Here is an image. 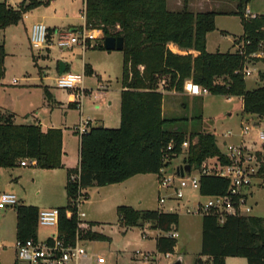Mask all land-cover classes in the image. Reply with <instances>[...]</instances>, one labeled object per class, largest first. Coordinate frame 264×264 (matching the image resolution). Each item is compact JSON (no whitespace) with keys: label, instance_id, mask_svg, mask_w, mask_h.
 Here are the masks:
<instances>
[{"label":"trees","instance_id":"16d2710c","mask_svg":"<svg viewBox=\"0 0 264 264\" xmlns=\"http://www.w3.org/2000/svg\"><path fill=\"white\" fill-rule=\"evenodd\" d=\"M51 1L24 0L18 7L0 3V30L19 24L27 13ZM229 1L236 3L231 12L215 9L195 14L187 8L170 11L167 0H85L87 28L102 31L104 39L125 40L121 125L117 129L92 127L81 137L79 183L69 182L74 173L69 172L68 205L60 208L59 231L67 241L75 240L78 232L82 239L103 238L92 230L93 224L78 217L73 202L80 190L123 183L138 175H157L170 143L174 145L170 153L179 156L182 143L191 142L186 163L192 167L199 168L207 159L221 157L215 133H189L178 126L184 119L164 117L163 91L182 93L185 82L192 80L211 95L242 97L243 116L255 120L256 125L264 122V75L258 88L247 90L244 56L239 52L207 51V35L216 30V18L220 15L240 17L244 33L235 39L234 46L241 45L247 54L256 52L264 42V15L246 17L251 0ZM171 44L186 54L172 52ZM98 48L105 51L102 41ZM6 57L5 46L0 44V83L6 74ZM46 97L50 99L48 92ZM259 155L260 176L264 177V153ZM63 157L62 130L44 132L39 125H17L10 117L0 118V169H15L25 159L33 161L38 169H62ZM228 187L226 179L205 176L200 193L203 197L224 195ZM67 211L72 212L71 217H67ZM117 213L126 228L150 224L161 231L156 240L160 254L175 252L178 240L167 234L178 227V214L137 211L127 206L119 207ZM38 214L34 207L17 208V240H36ZM201 256L211 264H226L227 258L264 264V217L229 216L221 224L217 216H204ZM206 263L202 259L196 261Z\"/></svg>","mask_w":264,"mask_h":264},{"label":"rangeland","instance_id":"374dc122","mask_svg":"<svg viewBox=\"0 0 264 264\" xmlns=\"http://www.w3.org/2000/svg\"><path fill=\"white\" fill-rule=\"evenodd\" d=\"M24 0H0L9 5H20ZM56 11L53 7L42 6L28 13V17L19 24L8 28L3 34L7 57L5 59L6 74L2 82L5 91L2 98L16 109L25 110L30 104L36 111L35 117L40 120H52L53 124L65 123V111L69 108L70 91L59 89L57 78L59 76L60 62L70 66L69 73L82 75L84 63H88V75L85 85L93 91V97L85 98V119L93 118L104 110V104L112 101L115 107L120 101L121 83L123 74V53L88 49L83 53L78 46L73 50L64 49L63 52L57 47L59 35L53 32V41L47 43L48 48L37 50L30 44L31 28L44 14L56 15L55 20L44 21L48 27L50 36L51 29L58 32L68 33L72 26L83 25L81 10L83 0H58ZM249 8L253 15H264V0H251ZM194 12L211 11L219 9L222 11H233L235 2L229 0H209L207 2L195 1V7L188 6ZM192 8V9H191ZM183 9V6H182ZM181 9V11H182ZM191 11V12H192ZM244 33L240 17L232 14L220 15L216 18V30L207 37V51L209 53L235 52L237 46L234 41ZM50 40V39H49ZM51 41V40H50ZM94 42L93 44H95ZM260 74L254 73L246 78L247 90H253L261 85L260 79L264 75V66L258 65ZM93 69L95 75H90ZM17 81L15 84L14 82ZM101 87H105L106 96L101 100H95L94 95ZM46 92L51 96L48 100ZM166 98L165 117L168 119H184L178 126L191 132L215 133L219 139V145L223 148L222 134L229 130L239 133L242 123L250 122L252 132L245 137L246 143L252 147L260 132H264V122L255 125V120L242 114V101L238 98L228 101L225 96H214L208 94L205 97L192 99L185 93ZM9 115H5V118ZM29 123H23L22 119L15 120L16 124H34L33 116L29 117ZM32 119V120H31ZM78 120V112L69 111V123ZM112 129L119 128L111 125ZM221 140V141H220ZM232 141L236 142L235 139ZM261 143L253 148L260 149ZM79 144L74 140L67 142V150L70 158L74 161L78 158ZM264 151V146L261 148ZM27 168L18 167L7 173H17L19 184L15 190L17 198L22 194H28L27 202L34 203L40 210L65 208L68 205L66 193L67 175L61 170L53 172L42 170L31 165L30 160ZM181 159L177 160L178 163ZM34 164V162H32ZM113 196L106 195V190L96 187L90 190L89 197L80 205V213H84L85 222L93 224L92 230L103 236L100 240L84 239L83 246L86 248L88 257L92 258V264L97 263V257L103 256L106 264H143L141 256L137 252L150 254L153 264H175L178 260L182 264H196L198 259L208 262L207 257L201 256L202 249V218L201 215H189L185 208L191 207L201 199L197 191L187 190L185 198L180 205L173 201L167 202L163 207L159 204L160 193L157 175L149 174L137 176L134 179L116 186ZM29 200V201H28ZM141 202V203H140ZM253 205L252 216L264 217V181L259 182L253 189L251 199ZM130 204L133 208L144 210L177 209L180 216L177 227L179 237L174 253L170 257L160 254L156 249L158 231L153 228H126L120 223L117 207ZM14 209H0V264H16L17 255L13 248L15 239V220L1 221L5 211ZM54 233L53 228H38V238L45 240ZM6 248H4V246ZM226 264H248L244 258H227Z\"/></svg>","mask_w":264,"mask_h":264},{"label":"built area","instance_id":"2783aa9c","mask_svg":"<svg viewBox=\"0 0 264 264\" xmlns=\"http://www.w3.org/2000/svg\"><path fill=\"white\" fill-rule=\"evenodd\" d=\"M246 17L255 18L249 9L245 12ZM85 19V12H84ZM48 27L43 22L34 24L30 32V44L33 48L43 49L48 43ZM104 41V36L100 30H89L86 25L76 32H68L59 34L57 47L63 51L64 49L72 50L74 46H78L82 53H86L88 49L93 47L92 43ZM240 55L245 58V68L243 75L246 78L251 77L254 73L260 74L261 69L258 65L264 66V42L260 44L256 52L247 54L241 45H237V50ZM15 84L17 81L14 82ZM57 86L59 89L70 91L77 107H81V103L89 96L84 88V75H75L64 73L58 76ZM165 81H162L161 87L164 88ZM184 91L191 97H205L209 94L207 89H204L199 84L192 80H187L184 85ZM100 98V96H97ZM228 101H232V96H226ZM243 103V98L239 97ZM253 126H256L253 125ZM93 127L90 119L81 117L79 124L76 127V132L80 137L88 133ZM252 132L251 123L243 122L239 133L232 130L222 134L221 157L207 159L205 163L199 167H191L190 172H185V167L188 165V150L191 142L186 140L180 146L181 154L174 156L170 152L174 149L173 143H170L165 153L162 156V167L157 174L158 186L160 193L159 204L163 207L167 202L173 201L178 205L185 198L187 190L197 191L201 199L191 207H186L185 211L189 215H213L217 216L221 224H224L226 218L232 217H250L253 212L251 199L253 197V189L259 183L264 181V177L260 176L262 161L260 153L264 146V132H260L256 141L249 146L245 137ZM238 138V142H233L232 139ZM261 143L260 149L253 147ZM192 144H195L193 141ZM181 159V163L177 160ZM21 166H28L26 161L21 162ZM181 173H184L182 176ZM205 176H214L226 179L229 181V187L224 195L203 197L200 193L201 179ZM79 173L70 175L69 182L71 184L79 183ZM85 201L83 191H79L77 199L73 205L77 209L78 217L84 222V213H80V205ZM18 198L13 193L0 194V209L17 207ZM164 213L178 214L177 209L171 208L167 211L160 210ZM72 212L67 211V217H71ZM61 212L60 209H43L38 214V227L53 228L54 233L45 240H17L15 250L17 255L16 264H92V258L88 257L86 248L83 246L84 239L81 238L79 232L75 240L67 241L61 236L59 231ZM84 227V225H81ZM167 236L177 239L179 233L177 227L174 226L172 231ZM141 256L143 264H153V259L150 254L137 252ZM170 257V254H165ZM98 264H106L107 261L103 256L97 257Z\"/></svg>","mask_w":264,"mask_h":264},{"label":"crops","instance_id":"0c3cea01","mask_svg":"<svg viewBox=\"0 0 264 264\" xmlns=\"http://www.w3.org/2000/svg\"><path fill=\"white\" fill-rule=\"evenodd\" d=\"M195 1H198V0H167V7H168V9L170 11H174V12L181 11L182 6H183V9L187 8L188 10H190V8L188 6L195 7ZM199 1L207 2L209 0H199ZM57 2H58V0H52L48 5H44V6L53 7L54 11H56V7H57V4H58ZM249 5H251V4H249ZM249 5H248L247 9L252 11L249 8ZM13 7H18V5H15ZM210 10H214V9H210ZM190 11H192V10H190ZM205 11H207V10H205ZM205 11H199V12H194V13L197 14V13H201V12H205ZM84 12H85V0H83V9L81 10L82 19H83L84 23H83V25H80V26H72V29H70V32L74 33L77 30H79L80 28H82L84 25H86V19H84ZM229 12H231V11H229ZM27 17H28V13L23 17V20L25 18H27ZM56 17L57 16L55 14L52 15V16L44 14L42 16V18H41V22L44 23V21H46V20H55ZM11 27H13V26H11ZM8 28H10V27H8ZM8 28H6L4 30H0V44H3L4 46H5V42L2 40L3 39V34L5 33V31ZM48 31H49V29H48ZM53 32L57 36L59 34L63 33V32H58L57 29H55V30L51 29L50 36H48V41L49 42L53 41L52 40L53 39ZM208 35H207V37H208ZM29 41H30V39H29ZM99 44H101V41H97L95 44L92 43L93 47H91L90 49H92V50H100L98 48ZM43 49H48L49 50L50 47L48 48V46L46 45ZM43 49H40V50H43ZM170 49H171L172 52L177 53V54H182V55L186 54V52L180 50L174 44L170 45ZM100 51H102V50H100ZM61 52H63V51H61ZM109 53H111V52H109ZM84 55H85V53L83 54V57H84ZM194 55H196V53ZM62 63L64 65V68L66 69V72L69 73L70 66L67 63H65V62H62ZM123 64H124V56H123ZM87 68H88V63L85 62L84 63L83 73H82V75H84V88L86 89V91L89 94L88 98H91V97H93V91L91 89L87 88L86 85H85L86 75H88V69ZM60 69H61V62H60V65H59V70H58L59 71V75H61L60 74ZM89 74L90 75H95L93 69L90 70ZM2 82L0 83V118L4 119L5 115H9V117L12 119V121L16 124L15 120H17L18 118L22 119L23 123H29L28 122V121H30L29 117L33 116L35 123L34 124H29V125H39L44 132H47L50 129H60V130H62V132H63V152H64L63 164H64V167L62 169H55V170H49V171H53V172L56 173L59 170H61L63 173H66L67 178H68L69 172L76 173L77 171H79L80 160H81V158H80L81 137L76 132V127L78 125V120L75 121V122L69 123L71 125H68L67 120L69 118V111L78 112L79 120L81 119V117H84L85 99L81 103V107H77V105L73 102L74 99H73V97L71 95L70 99H69V108L67 109L68 111H65V123L66 124H64V122H62V124H60V125H55V124H53L52 120H49V119L40 120L38 117H35L36 111L33 110V106L31 104L29 106H27V108L25 110H22L20 108L16 109L14 106H12L8 102H6L2 98V94L5 93V91L2 89ZM121 87H122V83H121ZM105 91H106L105 87H101L100 86V88L96 91V95H94L95 100H101L104 96H106V92ZM122 91H123V87L121 89V93H122ZM121 93H120V101H119V103L117 105L116 110H115V107L113 105V102L110 101V100L107 101L104 104V106H105L104 110H100L101 107H99L98 109H93V111H100V113L99 114L97 113L96 115H94L93 118H89L92 121V123H93V127H105V128H108V127H111V125H115V126L119 125V127H120V125H121ZM183 93H185L187 96H189L185 91H183L182 93H178V92H175V91H163V94H164L163 115H164V117H165V109H166V98L165 97L174 96V95L183 94ZM97 96H100V98H97ZM189 97L192 98L193 100L197 99V98H200V97H191V96H189ZM50 99H51V96H50ZM50 99H48V100H50ZM6 118H8V117H6ZM20 125H27V124H20ZM234 139H235L236 142H238V140H239L238 138H234ZM71 140H74L75 142H77L79 144V147H80L79 148V152H78V158H77L76 161H74L73 159L70 158V151L67 150V142H69ZM218 141H219V139H218ZM222 142H223V140H222ZM29 162L31 163V165H34L32 163L33 161L30 160ZM28 165H29V163H28ZM18 167L27 168L28 166H24L23 167V166H21V163H20V165ZM9 170H13V169H0V194H2V193H13V194H15V190H16L18 184H19V178L21 176L18 175L17 173H7ZM138 176H144V175H138ZM135 177H137V176H135ZM135 177H133V178H131V179H129V180L123 182V183L101 187L99 190H106L105 191L107 193L106 195L113 196L115 194V189L117 188L116 186H118L120 184H124V183L134 179ZM95 188L96 187H93V188H89V189L83 191L85 199H87L89 197V193L88 192L90 190L95 189ZM27 197H28V194L26 192H24L22 194L21 198L18 199L19 202H18L17 207L7 208V209H14V210L13 211H11V210L5 211V213L3 214V217H1V221H3V222L4 221L6 222L7 220H9V221L15 220L16 221V223H15V239H16V241H17V223H18V221H17V208L19 206L34 207V208H37L39 212L41 211L34 203L27 202ZM123 206H127V207L133 208L130 204H126V205H123ZM119 207H121V206H118L117 209ZM133 209L137 210V211H157L156 209L155 210H144L143 208H141V209L133 208ZM200 217L202 218V222H203V216H200ZM86 223L91 224L90 222H86ZM146 226L149 227V228H152V226L150 224H145L142 228H144ZM38 228H40V227H38V223H37V232H36V237L37 238L36 239H39L38 238ZM154 230L158 231L157 237L162 235L161 231H159L157 229H154ZM2 246H4V245H2ZM0 248H1V245H0ZM4 248H6V246H4ZM13 248L15 249V245H14Z\"/></svg>","mask_w":264,"mask_h":264},{"label":"water","instance_id":"95a60500","mask_svg":"<svg viewBox=\"0 0 264 264\" xmlns=\"http://www.w3.org/2000/svg\"><path fill=\"white\" fill-rule=\"evenodd\" d=\"M103 46L105 48V51L107 52H113V51H119L122 52L125 47V40L123 37H106L103 41ZM66 72V69L64 68L63 63L61 62V69L60 74H64ZM190 165H187L185 167V172H190ZM183 176L184 173H181ZM175 264H182L181 260H178Z\"/></svg>","mask_w":264,"mask_h":264}]
</instances>
